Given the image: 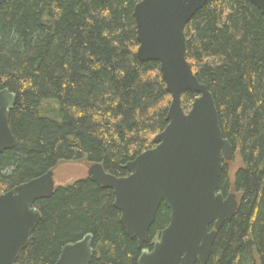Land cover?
Here are the masks:
<instances>
[{
	"label": "trees",
	"instance_id": "16d2710c",
	"mask_svg": "<svg viewBox=\"0 0 264 264\" xmlns=\"http://www.w3.org/2000/svg\"><path fill=\"white\" fill-rule=\"evenodd\" d=\"M138 0H7L0 5V89L16 94L12 149L0 153V193L62 161L101 163L115 176L153 146L171 96L159 64L137 58ZM185 56L214 97L234 149L218 190L237 196L206 264H264V14L249 0H208L185 26ZM195 97L181 95L184 111ZM110 188L88 176L36 201L41 220L15 264H53L91 233L90 264H137ZM162 203L142 248L169 222ZM198 264V263H195Z\"/></svg>",
	"mask_w": 264,
	"mask_h": 264
},
{
	"label": "water",
	"instance_id": "95a60500",
	"mask_svg": "<svg viewBox=\"0 0 264 264\" xmlns=\"http://www.w3.org/2000/svg\"><path fill=\"white\" fill-rule=\"evenodd\" d=\"M207 1L134 4L136 55L142 62L159 64L171 96L167 125L154 135L153 146L124 164L127 175L115 176L98 162L87 169L92 182L112 190L120 223L141 249L137 264H206L218 230L237 209L236 194L218 190L224 163L233 159V146L223 136L212 92L185 56V26ZM249 1L264 14V0ZM186 91L195 94L187 112L181 104ZM15 100L14 92L0 89V153L15 145L9 124ZM54 189L50 169L0 193V264H15L41 220L36 201L50 197ZM162 203L170 211L169 222L150 249L142 248ZM92 238L87 233L65 244L53 264H90Z\"/></svg>",
	"mask_w": 264,
	"mask_h": 264
},
{
	"label": "rangeland",
	"instance_id": "374dc122",
	"mask_svg": "<svg viewBox=\"0 0 264 264\" xmlns=\"http://www.w3.org/2000/svg\"><path fill=\"white\" fill-rule=\"evenodd\" d=\"M89 163L86 161H62L53 169L56 186L67 184L77 178L87 176Z\"/></svg>",
	"mask_w": 264,
	"mask_h": 264
}]
</instances>
